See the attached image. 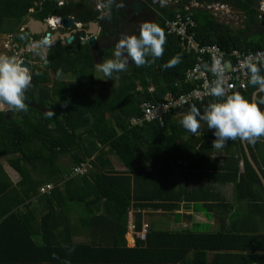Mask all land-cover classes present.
<instances>
[{
    "label": "trees",
    "instance_id": "trees-1",
    "mask_svg": "<svg viewBox=\"0 0 264 264\" xmlns=\"http://www.w3.org/2000/svg\"><path fill=\"white\" fill-rule=\"evenodd\" d=\"M39 1L0 0V35L13 33L31 8H36L35 16L41 20L71 16L75 8L74 3L59 6L53 0L36 6ZM189 1L180 0L179 7ZM198 1L228 2L245 16L243 28L234 30L207 12L194 10L199 41L218 44L224 50H264V27L252 33L261 20V0ZM178 12L171 5L161 9L155 23L165 34L164 52L158 58H148L151 63H133L109 79L93 63L89 51L58 44L48 54V68L56 74H73L79 81L73 86L54 82L51 90L40 93L37 101L41 109L27 105L23 111H0V158L9 156L10 167L19 176L14 183L0 162V264H264V229L254 219L258 215L264 220V188L241 140H229L223 148L215 149L211 145L213 130L205 122L195 134L179 123L190 107L203 111L222 98L189 103L170 111L162 121L143 120V103L162 101L168 94L176 97L189 89L182 81L195 58L185 54L178 40L165 33V22ZM177 54L178 63L162 67ZM90 70H98L106 79L104 92H96L98 82L91 79ZM37 78L47 79L45 75ZM85 84L86 89H81ZM152 86L154 93L149 92ZM255 90L250 85L247 90L234 92L252 99ZM29 97L26 100L31 102ZM49 111L53 117L45 114ZM131 118L143 121L133 125ZM247 145L251 152V143ZM231 146L237 148V154L229 152V158L218 167L216 152L230 151ZM66 156L70 158L69 167L60 163ZM111 156L117 157L127 171L114 170ZM89 160L93 170L74 177V167ZM241 161L244 171L240 174ZM178 164L187 165L191 172L210 175L220 184L233 183L235 203L247 205L246 216L243 211L233 212L225 233L150 229L145 240L135 234L129 236L131 209L169 211L183 201L198 200L185 190L175 189ZM155 185L172 195L156 191L157 187L152 190ZM46 186L51 189L42 193ZM72 204L94 214H87L84 224L99 234L98 240L73 243L74 224L68 214ZM236 204L221 201L224 213L232 212L228 208ZM101 208L103 213L99 215ZM142 222L141 214L136 213L137 232ZM126 235L134 242L133 247L126 245ZM37 237L41 239L37 241ZM211 252L219 253L209 260Z\"/></svg>",
    "mask_w": 264,
    "mask_h": 264
},
{
    "label": "clouds",
    "instance_id": "clouds-1",
    "mask_svg": "<svg viewBox=\"0 0 264 264\" xmlns=\"http://www.w3.org/2000/svg\"><path fill=\"white\" fill-rule=\"evenodd\" d=\"M168 1L169 5L176 7L177 10L190 4L179 7L180 0H177V4H174V0ZM259 10L262 18L264 1L260 2ZM64 28L63 23V27L59 29L65 30ZM165 39V34L157 23L145 20L139 25L136 34L124 35L119 39L113 52L114 59L109 58L100 63V71L110 79L114 72L124 71L130 62L136 66L144 65L146 62L151 63V59L148 58H158L163 54ZM179 60L180 56L177 54L162 67H171ZM240 64L247 70L249 84L255 86L256 91L261 94L258 98L250 99L240 92L225 95V87L221 79L223 68L216 60L213 61L212 71L217 75V79L213 81L208 91L211 96L222 99L209 103L203 111L195 106L190 107L179 122L192 134L198 131L201 122H205L207 128L213 130L212 135L215 139L211 145L215 149L223 148L229 140L236 138L253 143L257 138L264 137V74H262L264 63H257L251 55H248L240 61ZM31 80V71L16 56L0 55V109L26 110L25 93ZM45 114L53 117L52 111Z\"/></svg>",
    "mask_w": 264,
    "mask_h": 264
},
{
    "label": "flooded vegetation",
    "instance_id": "flooded-vegetation-1",
    "mask_svg": "<svg viewBox=\"0 0 264 264\" xmlns=\"http://www.w3.org/2000/svg\"><path fill=\"white\" fill-rule=\"evenodd\" d=\"M45 1L41 0L35 5H42ZM53 1L58 3V0ZM69 3L75 4L71 16L54 15L41 20L35 16L37 10L34 7L29 10L24 21L16 26L13 33L2 34L6 36L7 41L3 42L2 49L4 47V50L0 55L16 56L21 63L29 64L32 80L25 95L26 98L29 96L32 98L31 102L26 100V104L32 109L42 108L37 101L41 92H44L46 88L51 90L54 82L64 80L60 79L64 74H56L51 68H48L47 59L52 47L58 44L82 47L89 51L93 63L99 67L104 60L114 59L113 52L119 39L124 35L136 34L139 25L145 20L156 22L161 15V9L170 4L168 0H64L61 5H58L66 6ZM54 17L62 18V20L71 17L74 24L69 28H64L65 30H55L49 21ZM32 19L45 26L40 27V33L35 35L32 34L29 27ZM260 22L257 30L259 27H264L263 16ZM71 37L72 40H70ZM91 38H94L93 43H90ZM48 43L50 46L46 48ZM132 65L131 62L128 64V66ZM40 75H45L47 79L45 81L37 80ZM70 75L75 78V81L66 83L73 86L79 80L75 75ZM0 111L9 110L0 109Z\"/></svg>",
    "mask_w": 264,
    "mask_h": 264
},
{
    "label": "crops",
    "instance_id": "crops-1",
    "mask_svg": "<svg viewBox=\"0 0 264 264\" xmlns=\"http://www.w3.org/2000/svg\"><path fill=\"white\" fill-rule=\"evenodd\" d=\"M263 1L264 0H261V2ZM191 2L210 4V2H201L198 0H190L188 3ZM212 3L226 4L228 11L233 12V16L239 18L240 20V24H239L240 27L233 28L230 25L231 28H233L234 30L243 28V21L245 20V16L240 10L233 7V5H231L228 2L221 1V2H212ZM203 11L207 12L209 15L213 17V15L208 11L206 10ZM217 20L223 22L220 19ZM258 24H261V22L255 23V26L252 28L253 29L252 33L254 34L256 33ZM254 92L257 91L255 90ZM253 94H252V98H253ZM259 95L261 94L257 93L256 98H258ZM230 148H231L230 151L227 150L225 151L222 149L216 152L215 160L217 162L218 167L221 168L223 166V164L225 163V159L229 158L230 153L237 154L238 150L236 147L231 146ZM196 150L197 153H199V147H196ZM251 155L255 163L258 165V167L261 169L264 175V137L257 138L255 142L251 143ZM110 159L112 161L111 157ZM239 166H240V174H241L244 171L243 161L240 162ZM113 168L116 171H121V172L127 171V168H125L123 165L121 168L119 167L116 168L113 165ZM189 169L190 168H187V165L182 166V164H178L175 167L176 174L173 183L175 184V189L182 190L183 192L185 190L187 191V193L196 196L198 200L195 202L183 201L178 206V208L169 211L158 208L156 209L150 208L144 210H137L136 208L131 209L128 216L127 234L129 236L132 234L136 235L137 233V231L135 230L136 213L141 214V219L143 221L142 227L143 225L148 224L149 227L147 229V232L150 229H156V230L160 229L166 231H177L183 229L195 230V228L197 227L199 229H207L208 231V228L210 227L212 228V230H210L212 232H207V233H212V234H218L220 232H224V230L227 228V226L230 223L229 216H231L233 212L243 211L242 212L244 213L243 215L246 216V213H248L247 205L241 203H237V204L235 203L236 201H235V192H234L233 183L220 184L219 182L213 181L212 178H210V175L201 174L202 172L200 171L191 172ZM156 187L157 185H155L152 190H155ZM158 190L164 192L165 194L169 193L170 195H172V193L167 192L166 191L167 189H165L164 187L158 186L156 191ZM221 201L225 202V204H236L234 208H230V207L228 208V211L229 209H232V212L224 213L225 212V209L223 207L224 204L221 205ZM39 208H41V206H39ZM68 212H69L68 213L69 217L74 224V227L72 229L73 243L82 244L84 242H87L89 239L91 241L99 239V234L92 233V230L88 229L87 226L84 224V220L86 219L87 214H89L90 217L94 215L92 214V212L89 213L86 212L85 208L79 204H72ZM102 213H103V208L100 209L99 215H101ZM254 219H256L257 221L256 224H259V226L263 230L264 220L259 218L258 215L257 217H254ZM133 227L134 230H132ZM199 231L205 233V231L202 230ZM129 236L128 237L127 235L125 236L126 245L129 247H133L134 242L128 239ZM40 239H41L40 237L36 238L37 241H39ZM218 253L219 252H211L209 254V260L214 259V256ZM232 253H236V252H232Z\"/></svg>",
    "mask_w": 264,
    "mask_h": 264
},
{
    "label": "built area",
    "instance_id": "built-area-1",
    "mask_svg": "<svg viewBox=\"0 0 264 264\" xmlns=\"http://www.w3.org/2000/svg\"><path fill=\"white\" fill-rule=\"evenodd\" d=\"M64 0H58L61 5ZM177 4V0H174ZM194 9H203L213 15L214 18L222 20L226 24H230V19L235 18L233 13L228 11L227 5L223 3L203 4L191 2L185 5L182 11L179 10L175 18L165 22V33L168 36L175 37L181 50L195 58L193 67L189 68L182 83L188 86V90L179 96L168 94L162 101L145 102L141 105L143 111V120L162 121L170 111L183 109L192 102H202L206 99L217 98L209 94V88L213 81L217 79V75L212 71L213 61L218 60L222 65V83L225 87V95L239 90H247L251 85L248 80L246 68L242 67L240 61L248 55H251L257 63H264V50H240L232 48L230 50L222 49L215 43H202L197 39V24L193 17ZM53 29L57 30L63 27L62 18H50ZM79 25V24H77ZM59 27V28H58ZM149 92H154V87L149 88ZM143 120L131 118L133 125L141 124ZM91 160L74 167L73 176H84L93 170ZM51 189L46 186L41 192ZM148 225H143L141 231L136 236L142 240L146 237ZM134 230V227L133 229Z\"/></svg>",
    "mask_w": 264,
    "mask_h": 264
},
{
    "label": "rangeland",
    "instance_id": "rangeland-1",
    "mask_svg": "<svg viewBox=\"0 0 264 264\" xmlns=\"http://www.w3.org/2000/svg\"><path fill=\"white\" fill-rule=\"evenodd\" d=\"M239 24H240L239 18L235 17V18L230 19V25L233 28L240 27ZM6 41H7L6 36H4V35L0 36V53L4 50V47L2 49V45H3V42H6ZM89 72L93 74V76L91 78L92 80H96L97 79L98 88H97V91L96 92L97 93L104 92L105 91V88H107L106 87V84H107L106 79L104 77H102L101 74H99V71L98 70H90ZM95 72H96V74H95ZM60 79H64L62 81H65V82H72V83H74V81H75V78L72 75H70V74H65V75L61 76ZM81 89H86V84ZM111 158H112V161H113V165L116 168H118V167L121 168L122 167L123 164L119 161V159L117 157L111 156ZM9 159H10L9 156H3V157L0 158V162L2 163V165H3V167H4L5 171H6V173L11 177V179L13 180V182L14 183H17V181L19 180V176L10 167V165L8 163V160ZM60 163L63 166H65V167H69L70 164H71L70 163V158L67 157V156L66 157H62L60 159ZM254 217H257V215H254ZM150 222H151V220H150ZM199 230H202V231H205V232H212V231H210V230H212V228H210V227L208 228V231H207V229H199L198 227L195 228V231H199Z\"/></svg>",
    "mask_w": 264,
    "mask_h": 264
},
{
    "label": "water",
    "instance_id": "water-1",
    "mask_svg": "<svg viewBox=\"0 0 264 264\" xmlns=\"http://www.w3.org/2000/svg\"><path fill=\"white\" fill-rule=\"evenodd\" d=\"M263 20H264V15H263ZM63 23H64V27L65 28H69V27H71L74 24V20L71 17L65 18L63 20ZM29 27L31 28L32 34L35 35V34L40 33V31H39L40 27H45V26L41 22L35 21L34 19H32V22L29 24ZM70 40H72V37L70 38ZM70 40H69V42H70ZM46 41H48V39H46ZM93 42H94V38H91L90 39V43H93ZM49 46H50V43H48L46 45V48H48ZM22 64L23 65H26L29 68V64H27L26 62L25 63H22ZM257 93L258 92H254L252 99H256ZM241 143H242L244 152L246 154V157H247L249 163L251 164V166L253 167V169L256 171L259 179L261 180V183L263 185V188H264V175H263L261 169L258 167V165L255 163V161L253 159V157L251 155V152L249 150V147L247 145V141H242L241 140Z\"/></svg>",
    "mask_w": 264,
    "mask_h": 264
}]
</instances>
